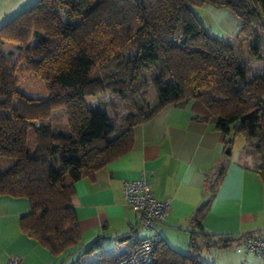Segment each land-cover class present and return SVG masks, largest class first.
Instances as JSON below:
<instances>
[{
  "label": "trees",
  "instance_id": "trees-1",
  "mask_svg": "<svg viewBox=\"0 0 264 264\" xmlns=\"http://www.w3.org/2000/svg\"><path fill=\"white\" fill-rule=\"evenodd\" d=\"M207 3L237 16L235 43L197 20L192 7ZM262 33L264 0H36L1 25L0 197L27 199L20 231L53 256L78 245L74 184L127 154L133 128L167 105L213 123L224 149L242 137L264 184ZM224 171L191 217L199 230ZM191 238L192 254L160 240L150 264H204ZM136 241L98 238L72 264H117Z\"/></svg>",
  "mask_w": 264,
  "mask_h": 264
},
{
  "label": "crops",
  "instance_id": "crops-1",
  "mask_svg": "<svg viewBox=\"0 0 264 264\" xmlns=\"http://www.w3.org/2000/svg\"><path fill=\"white\" fill-rule=\"evenodd\" d=\"M35 1L0 0V26ZM132 135L127 154L74 184L72 205L81 244L101 238L102 244L113 246L114 239L135 229L130 236H152L144 229L139 234L138 216L123 198V183L140 178L150 183L155 199L169 202L168 214L155 229L164 243L181 254H192V235L199 259L209 251L208 242L229 240L228 246L236 248L245 236L264 237V184L254 171L258 156L242 137L243 144L236 152L235 137L230 153L225 154L221 134L213 123L194 119L189 106L174 105L136 125ZM0 160L4 170L10 162ZM220 164L225 166L224 175L199 230L191 217L206 200V185ZM28 211L27 199L0 197V264H9L11 256L20 257L21 264H52L49 252L19 229V219ZM257 260L254 253L245 254L249 263H262Z\"/></svg>",
  "mask_w": 264,
  "mask_h": 264
},
{
  "label": "built area",
  "instance_id": "built-area-1",
  "mask_svg": "<svg viewBox=\"0 0 264 264\" xmlns=\"http://www.w3.org/2000/svg\"><path fill=\"white\" fill-rule=\"evenodd\" d=\"M123 198L138 216L141 229L151 231L152 236L140 237L133 247L127 250L117 264H150L156 244L162 240L156 231V224L164 219L170 209L168 201L155 199L150 183L144 179L128 180L122 185ZM237 253L252 252L264 264V237L251 235L243 238L235 248ZM17 256L9 258V264H21Z\"/></svg>",
  "mask_w": 264,
  "mask_h": 264
},
{
  "label": "rangeland",
  "instance_id": "rangeland-1",
  "mask_svg": "<svg viewBox=\"0 0 264 264\" xmlns=\"http://www.w3.org/2000/svg\"><path fill=\"white\" fill-rule=\"evenodd\" d=\"M193 13L200 24L207 30V32L213 37H217L228 43H235L241 34H239V19L237 16L228 8L217 6L214 4H204L202 6L192 7ZM260 43H264V34L262 33L260 37ZM264 46V45H263ZM260 68H251V73L256 74L260 71ZM108 97V96H106ZM95 100L93 99L92 102ZM233 153L236 152L238 146L243 144V139L241 137H236L233 142ZM3 168V162L0 160V170ZM142 234V229L139 228ZM106 241V239H105ZM90 244H81L79 243L76 246H73L65 250L62 254L53 256L49 254V257H52V264H72L77 257L88 248ZM110 244L105 243L103 247H108ZM125 245H120L117 247V250L125 249ZM209 251L204 252L200 256L201 262L204 264H254L245 261V254H239L235 251V246L223 247L219 244H212L208 249ZM126 251V250H125ZM124 251V252H125ZM48 253V252H46ZM256 263H261V260L258 258ZM262 264V263H261Z\"/></svg>",
  "mask_w": 264,
  "mask_h": 264
},
{
  "label": "water",
  "instance_id": "water-1",
  "mask_svg": "<svg viewBox=\"0 0 264 264\" xmlns=\"http://www.w3.org/2000/svg\"><path fill=\"white\" fill-rule=\"evenodd\" d=\"M227 142L230 143V142H231V138H228V139H227ZM224 153H225V154H229V153H230V146H227V147L225 148ZM130 238H131L130 235H125V236H122V237L118 238V239H117V242H118V243H124V242L130 240Z\"/></svg>",
  "mask_w": 264,
  "mask_h": 264
}]
</instances>
